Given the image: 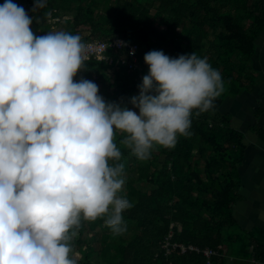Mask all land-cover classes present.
<instances>
[{
    "label": "trees",
    "instance_id": "trees-1",
    "mask_svg": "<svg viewBox=\"0 0 264 264\" xmlns=\"http://www.w3.org/2000/svg\"><path fill=\"white\" fill-rule=\"evenodd\" d=\"M5 2L0 0V5ZM11 2L33 20L36 36L63 31L79 35L85 44L121 39L139 46L140 68L134 73L118 64L125 51L110 49V62L85 61L74 77L75 82L82 78L94 82L106 103L135 111L130 100L140 94L143 78L138 77L149 74L144 57L153 50L170 58L194 52L221 74L224 85L209 110H193L189 135L178 134L171 148L154 145L147 160L138 159L121 143L126 133L115 132L121 159L109 165H123L125 183L118 196L126 197L132 207L122 212L125 226H121H133L132 235L126 239L114 234L105 224L107 216L81 219L70 241L71 256L75 258V251L82 255L77 264H92L94 254L104 253L105 264H253V259L264 264V233L241 231L232 217L243 135L232 129L229 117L218 113L226 98L254 81L249 63L256 40L264 34V0H47V7L36 13L34 0ZM63 14L72 18L64 19ZM53 18L60 19L57 30L48 23ZM147 183L154 189L147 190ZM103 223L107 232L97 239L96 229ZM174 244L193 246L199 252L182 253ZM206 249L216 255L208 259Z\"/></svg>",
    "mask_w": 264,
    "mask_h": 264
},
{
    "label": "clouds",
    "instance_id": "clouds-1",
    "mask_svg": "<svg viewBox=\"0 0 264 264\" xmlns=\"http://www.w3.org/2000/svg\"><path fill=\"white\" fill-rule=\"evenodd\" d=\"M46 7L34 0L32 11ZM32 23L11 0L0 5V264H77L70 241L81 219L107 216L114 234L126 230L123 165H109L121 159L115 132L147 160L154 145L171 148L189 135L193 110H209L224 85L194 52L153 50L130 100L137 114L106 103L94 82H75L88 51L79 35L36 36Z\"/></svg>",
    "mask_w": 264,
    "mask_h": 264
},
{
    "label": "crops",
    "instance_id": "crops-1",
    "mask_svg": "<svg viewBox=\"0 0 264 264\" xmlns=\"http://www.w3.org/2000/svg\"><path fill=\"white\" fill-rule=\"evenodd\" d=\"M250 64V63H249ZM254 81L228 97L219 114L231 119L233 130L243 135L244 152L237 165V201L232 217L238 229L264 233V34L256 40L252 57ZM250 64V65H251ZM249 251H252L250 242ZM226 250V248H224Z\"/></svg>",
    "mask_w": 264,
    "mask_h": 264
},
{
    "label": "built area",
    "instance_id": "built-area-1",
    "mask_svg": "<svg viewBox=\"0 0 264 264\" xmlns=\"http://www.w3.org/2000/svg\"><path fill=\"white\" fill-rule=\"evenodd\" d=\"M88 45V51L86 54L85 61H89L91 59L97 60L99 62H110L111 57L108 54V51L110 49L114 50H124L125 51V57H120L118 64L124 68L127 69L128 72L132 73L137 71L140 68L139 64V51L140 48L137 44L130 43V42H124L121 39H113L111 42H101V41H93L86 43ZM134 51V54H132ZM142 77V76H141ZM169 243L166 244L165 247H168ZM173 248L180 247L182 253L190 251H197L199 250L193 246H181V245H173ZM204 255L209 259L212 255H216V252L206 249L203 251ZM253 264H260L259 262L252 260Z\"/></svg>",
    "mask_w": 264,
    "mask_h": 264
},
{
    "label": "rangeland",
    "instance_id": "rangeland-1",
    "mask_svg": "<svg viewBox=\"0 0 264 264\" xmlns=\"http://www.w3.org/2000/svg\"><path fill=\"white\" fill-rule=\"evenodd\" d=\"M63 16H64V14H63ZM65 18L64 19H71L72 18V15L71 14H67V15H65L64 16ZM60 19L59 18H53V19H49L48 20V23L51 25V27H52V29L53 30H55L56 28H57V23L58 22H60L59 21ZM61 23H63V22H61ZM57 30V29H56ZM85 35H88L89 33L88 32H85L84 33ZM251 62H252V59H251ZM251 62H250V64H251ZM251 67H253L252 66V64H251ZM132 73H134V72H132ZM142 76V77H141ZM144 77V75L143 74H140L139 75V77H138V79H142ZM136 96H138V95H135L134 97H136ZM227 99V98H226ZM225 99V100H226ZM122 100H121V98H119L118 100H117V102H121ZM135 111L137 112V114H139V109L138 108H135ZM156 156H158V160H162L163 158L162 157H159L160 155L159 154H156ZM139 163V162H138ZM137 165V164H136ZM144 166V164L143 163H139V166ZM148 171H149V173H151V169H148ZM130 174L131 175H135V172L133 173L132 171L130 172ZM137 186H139V187H141V185L138 183L137 184ZM146 188H147V190H152V189H154V187L152 186V185H148V183L146 184ZM125 223H124V220H122V226H125L124 225ZM103 226H104V223L101 225V227H97V229H96V232H97V239H100V237H101V235L103 234V233H106L107 231L106 230H103ZM134 227L133 226H130V227H128L127 229H126V231H123L121 234L126 238V239H129L130 237H131V235H132V229H133ZM95 244L98 246L99 245V241L98 240H96L95 241ZM100 247V246H99ZM106 253H104V254H100L101 256H99V255H96V254H94L93 255V257L91 258V262H92V264H105V261H104V255H105ZM74 255H75V258L76 259H81L82 258V255L79 253V252H77V251H75L74 252Z\"/></svg>",
    "mask_w": 264,
    "mask_h": 264
}]
</instances>
